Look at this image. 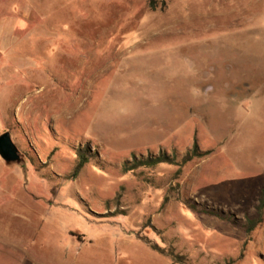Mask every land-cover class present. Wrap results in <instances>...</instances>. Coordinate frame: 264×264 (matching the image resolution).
Listing matches in <instances>:
<instances>
[{
  "label": "rangeland",
  "instance_id": "obj_1",
  "mask_svg": "<svg viewBox=\"0 0 264 264\" xmlns=\"http://www.w3.org/2000/svg\"><path fill=\"white\" fill-rule=\"evenodd\" d=\"M5 132L0 264H264V0H0Z\"/></svg>",
  "mask_w": 264,
  "mask_h": 264
},
{
  "label": "water",
  "instance_id": "obj_2",
  "mask_svg": "<svg viewBox=\"0 0 264 264\" xmlns=\"http://www.w3.org/2000/svg\"><path fill=\"white\" fill-rule=\"evenodd\" d=\"M0 156L7 163H15L21 160L20 149L14 142L10 132L0 135Z\"/></svg>",
  "mask_w": 264,
  "mask_h": 264
},
{
  "label": "trees",
  "instance_id": "obj_3",
  "mask_svg": "<svg viewBox=\"0 0 264 264\" xmlns=\"http://www.w3.org/2000/svg\"><path fill=\"white\" fill-rule=\"evenodd\" d=\"M193 159V156L191 155V153H188L187 156L185 157V161H190ZM163 160L159 159V160H147L145 162H141L140 165H147V166H152V165H157L159 163H162ZM84 163L85 161L82 160V162L80 163V165L77 167L76 169V173L75 174H78L80 172V170L82 169V167L84 166ZM259 210L261 212V215L264 214V191H263V194H262V197L260 199V204H259ZM264 222V218L263 216L261 217V219H258V220H252L250 222V226H249V232H253L257 229V227Z\"/></svg>",
  "mask_w": 264,
  "mask_h": 264
}]
</instances>
